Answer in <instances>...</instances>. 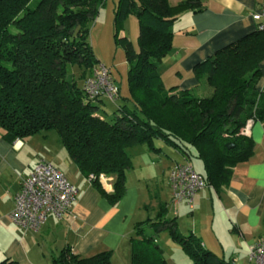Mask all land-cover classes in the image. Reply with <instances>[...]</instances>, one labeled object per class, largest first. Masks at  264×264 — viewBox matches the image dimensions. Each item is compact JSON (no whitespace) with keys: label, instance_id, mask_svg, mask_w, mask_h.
Here are the masks:
<instances>
[{"label":"trees","instance_id":"16d2710c","mask_svg":"<svg viewBox=\"0 0 264 264\" xmlns=\"http://www.w3.org/2000/svg\"><path fill=\"white\" fill-rule=\"evenodd\" d=\"M105 1L0 0L3 138L12 142L54 130L78 171L113 203L126 192V171L132 167L128 149L146 144L159 151L154 139L188 160L192 147L203 161L206 185L220 191L229 184L233 167L253 152L254 142L244 132L248 121L264 120V91L257 86L264 31L256 29L195 65L196 75L212 87L209 95L176 86L164 89L158 66L172 48V24L184 10H200L199 0L176 5L168 0H118L113 37L129 64V96L121 97L106 118L99 113L104 97L88 99L71 73L72 65L84 68V81L98 62L88 41L89 23ZM128 15L138 20V49L121 34ZM101 174L111 178V192L103 189ZM165 211L159 201L154 218L135 222L131 264H168L157 242L161 229L181 245L190 264H233L192 232L182 234L176 217H165ZM110 257L107 250L81 256L65 246L52 264H111ZM0 264L18 263L5 257Z\"/></svg>","mask_w":264,"mask_h":264},{"label":"crops","instance_id":"0c3cea01","mask_svg":"<svg viewBox=\"0 0 264 264\" xmlns=\"http://www.w3.org/2000/svg\"><path fill=\"white\" fill-rule=\"evenodd\" d=\"M168 1L176 5L182 0ZM261 1L199 0L200 10L181 12L172 24V48L158 66L164 89L176 86L177 90L191 89L199 96L209 95L212 87L204 76L196 75L195 65L216 50L256 30L252 13L259 9ZM128 18L121 31L126 36L127 29L129 33L132 30L133 34L137 20L134 15ZM259 67L257 86L260 91H264V56ZM115 84L120 88V85ZM120 93L119 89L118 97ZM49 133H38L24 140L9 142L3 138L0 130V227L13 229L10 241L3 249L4 256L16 260L18 264H52V257L63 247L69 246L81 256L107 250L111 253V264H131L132 229H129L132 221L124 228L119 226V230L114 228L120 223L119 213L130 215V210L120 209L116 202L109 201L94 187L78 171L68 153V157H63L53 140H48ZM245 133L254 142L253 152L246 161L233 167L227 186L220 191L208 186L199 189L193 196L192 208L185 201L172 202L176 219L188 218L190 222H185V230L189 229L205 247L220 251L233 264L243 259L238 254L233 256V253L240 251L248 258L247 246L264 235V120H250ZM61 148L65 149L64 146ZM40 160L50 161L60 169L78 188V194L61 217L49 215L39 230L31 231L15 225L10 213L22 179ZM184 161L189 162L185 157L181 162ZM175 163L178 162L175 161L168 170ZM101 184L106 192L112 191V181H103ZM141 190L143 186L138 189V194L142 193ZM150 192L148 190L149 195ZM158 202L156 198L153 204L150 201L155 212ZM184 208L189 209L190 216L184 214ZM208 208L212 209L211 220L197 221V215ZM133 216L130 215L132 219ZM38 243L44 245L39 247Z\"/></svg>","mask_w":264,"mask_h":264},{"label":"rangeland","instance_id":"374dc122","mask_svg":"<svg viewBox=\"0 0 264 264\" xmlns=\"http://www.w3.org/2000/svg\"><path fill=\"white\" fill-rule=\"evenodd\" d=\"M118 0H106L105 4L100 8L98 14L95 16L94 20L89 23V36L88 41L93 49L95 57L98 59V65H105L108 68L110 77L120 85V97H117L115 101L104 97L102 109L99 110V113L106 118H109L112 113L115 111L117 106L122 102L121 97L129 96V87H128V67L129 64L126 61L125 53L120 45H117L114 42L113 37V18H114V8ZM129 15L124 19V22L128 21ZM133 17V16H131ZM135 19V18H132ZM136 20V19H135ZM125 22V23H126ZM135 31L132 30L129 33V29L126 30V34L129 39L132 41L133 47H137V37L139 34V24L138 20L135 22ZM131 34V35H130ZM84 68L79 67L78 65L71 66V73L76 79L77 83L83 85V72ZM56 137V138H55ZM48 140L55 143L58 146V151L63 157H68L67 152L63 147L61 142L58 139V136L54 130L50 131L47 136ZM154 144L160 148L159 151L150 150L146 144H138L128 149V154L131 158L132 167L126 171L125 185L127 194H124L121 200L124 198L123 202L119 199L116 201L120 209L130 210V215H133V218L130 215H126L124 212L119 213V221L115 229H121L128 225V222H131L130 235L134 234V224L136 221L144 220L146 218H154L156 216L155 210L150 206V201L152 204L156 203L159 200L160 202L166 205L165 217L171 218L176 215L175 210L172 206V200L170 195V188L168 185V167H170L175 161L181 162L184 160V156L171 145L165 144L160 139H154ZM56 147V146H55ZM191 148V157L189 162L193 165L195 171L204 173V164L201 158L197 155L196 151ZM63 149V151L61 150ZM68 159V158H67ZM143 186L142 193L138 194V189H141ZM148 190H150L151 195H149ZM140 192V191H139ZM142 195V196H141ZM138 202L139 205H138ZM115 203V202H114ZM151 204V205H152ZM183 205V204H182ZM181 205V206H182ZM182 207H185L184 205ZM184 214L189 215V209L184 208ZM196 215V214H195ZM196 217V216H195ZM212 218V209H205L200 215H197V221L201 219L211 220ZM178 219V218H177ZM188 221V218H181L177 220V225L179 231L184 235H189V229L185 230V222ZM190 223V222H189ZM128 227V226H127ZM32 231V230H31ZM13 229L10 227L2 228L0 227V260L3 259L4 251L3 249L7 246L10 241L11 234ZM158 243L163 249L164 258L168 264H190V258L187 253L182 249L181 245L174 241L168 230L161 229L157 233ZM41 247L42 243H38ZM211 249L210 247L206 246ZM40 249V248H38ZM213 250V249H211ZM214 251V250H213ZM216 252V251H214ZM220 251L216 252L220 255ZM238 256H243V259L239 260L237 264H252L245 256V253L239 251ZM227 254L226 257H228Z\"/></svg>","mask_w":264,"mask_h":264},{"label":"built area","instance_id":"2783aa9c","mask_svg":"<svg viewBox=\"0 0 264 264\" xmlns=\"http://www.w3.org/2000/svg\"><path fill=\"white\" fill-rule=\"evenodd\" d=\"M252 18L256 29L264 31V0L252 13ZM82 87L88 99L103 96L113 100L118 93V86L103 64L91 69ZM246 130L247 125L244 132ZM100 180L109 182L111 178L101 174ZM167 181L172 202L185 201L190 208L194 194L207 186L203 175L195 171L188 161L175 163L169 169ZM77 194L78 188L60 169L50 161L40 160L22 179L20 190L14 196L10 219L23 229L37 231L49 215L61 217L67 212ZM247 255L252 264H264V235L247 246Z\"/></svg>","mask_w":264,"mask_h":264}]
</instances>
